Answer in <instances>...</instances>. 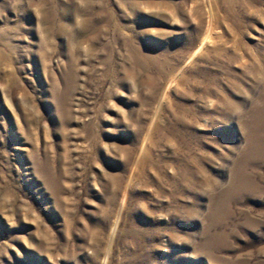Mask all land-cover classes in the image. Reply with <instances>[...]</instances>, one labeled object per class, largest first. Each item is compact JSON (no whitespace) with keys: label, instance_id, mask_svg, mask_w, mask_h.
Returning a JSON list of instances; mask_svg holds the SVG:
<instances>
[{"label":"rangeland","instance_id":"rangeland-1","mask_svg":"<svg viewBox=\"0 0 264 264\" xmlns=\"http://www.w3.org/2000/svg\"><path fill=\"white\" fill-rule=\"evenodd\" d=\"M0 264H264V0H0Z\"/></svg>","mask_w":264,"mask_h":264}]
</instances>
